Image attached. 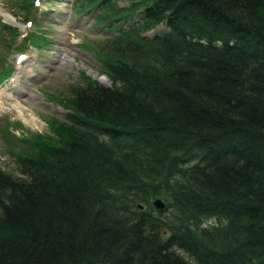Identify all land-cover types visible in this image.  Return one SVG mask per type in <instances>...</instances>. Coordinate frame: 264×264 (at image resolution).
<instances>
[{"label": "trees", "instance_id": "16d2710c", "mask_svg": "<svg viewBox=\"0 0 264 264\" xmlns=\"http://www.w3.org/2000/svg\"><path fill=\"white\" fill-rule=\"evenodd\" d=\"M7 1L33 30L15 44L0 21V81L9 48L50 41L36 0ZM72 11L112 32L82 44L110 85L80 71L50 95L66 110L51 134L16 137L30 146L0 168V264H264V0Z\"/></svg>", "mask_w": 264, "mask_h": 264}, {"label": "rangeland", "instance_id": "374dc122", "mask_svg": "<svg viewBox=\"0 0 264 264\" xmlns=\"http://www.w3.org/2000/svg\"><path fill=\"white\" fill-rule=\"evenodd\" d=\"M69 1L62 0L55 5L52 2V11H47L46 17L43 5L38 11L42 25L49 29L46 31L51 37L48 48L38 50L29 45L21 55H17L21 51L8 49L6 62L12 64L13 73L0 83V168L5 171L16 174L15 154L28 151L30 146V142L19 141L16 137L51 134L47 121L52 117L60 118L65 113L63 106L50 95H66L69 85L80 81V71L102 84L110 85V80L101 73L92 53L82 44L87 40L110 36L112 32L91 27L88 16L75 17ZM6 4L7 0H0V21L4 20L1 14L15 19V14L20 11H14ZM124 4L126 2L119 1V5ZM15 20L24 25L22 17ZM164 28L156 27L147 35ZM30 30L21 27L15 44ZM6 39V34L0 31V60L6 52Z\"/></svg>", "mask_w": 264, "mask_h": 264}, {"label": "water", "instance_id": "95a60500", "mask_svg": "<svg viewBox=\"0 0 264 264\" xmlns=\"http://www.w3.org/2000/svg\"><path fill=\"white\" fill-rule=\"evenodd\" d=\"M4 18L6 19V22L8 23H13V20L11 18L5 17V15H3ZM152 204L156 207V208H163L164 207V202L160 199V198H155L152 200ZM140 208H142V205H139Z\"/></svg>", "mask_w": 264, "mask_h": 264}, {"label": "bare ground", "instance_id": "6f19581e", "mask_svg": "<svg viewBox=\"0 0 264 264\" xmlns=\"http://www.w3.org/2000/svg\"><path fill=\"white\" fill-rule=\"evenodd\" d=\"M168 24H169V23H168ZM179 25H180V24H179ZM162 26H163V25H160V26H158V27H162ZM182 26H183V25H182ZM182 26H181V27H182ZM158 27H157V28H158ZM171 27H172V26H171ZM152 30H153V29H152ZM150 31H151V30H150ZM160 31H161V30H160ZM148 32H149V31H148ZM148 32H147V33H148ZM157 32H158V31H157ZM147 33H146L145 35H146V36H150V34L147 35ZM153 34H154V33H153Z\"/></svg>", "mask_w": 264, "mask_h": 264}]
</instances>
